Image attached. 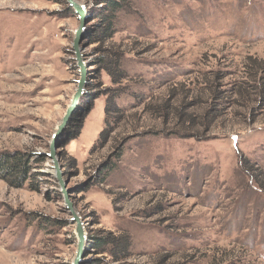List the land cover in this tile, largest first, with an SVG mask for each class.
Instances as JSON below:
<instances>
[{
  "label": "rangeland",
  "instance_id": "374dc122",
  "mask_svg": "<svg viewBox=\"0 0 264 264\" xmlns=\"http://www.w3.org/2000/svg\"><path fill=\"white\" fill-rule=\"evenodd\" d=\"M76 1L83 21L66 0H0V161L34 167L0 176V264H264V0H128L104 41L103 0ZM81 25L83 93L56 133ZM107 235L126 258L98 253Z\"/></svg>",
  "mask_w": 264,
  "mask_h": 264
},
{
  "label": "trees",
  "instance_id": "16d2710c",
  "mask_svg": "<svg viewBox=\"0 0 264 264\" xmlns=\"http://www.w3.org/2000/svg\"><path fill=\"white\" fill-rule=\"evenodd\" d=\"M102 3L104 4L103 7L99 9L98 10L99 12L95 15L97 16V18H99V24L97 25L96 29L92 31V35L96 34V37H95L96 41H104L113 36L115 32V22H116L117 12H119L122 9H127V6H128V0H103ZM90 40H91L89 41L90 43L95 41L92 39ZM98 60H101V59H98ZM116 67L118 69V61L116 62ZM111 69L115 70L114 65L111 67ZM109 72L113 73V71H109ZM113 74H118L119 76H122L119 73V71H115ZM234 89L235 88H232V90ZM217 93L218 92H216V94ZM214 109L215 108H212V110ZM210 112L211 111H209L208 113ZM75 115L76 114H73L72 117L73 116L75 117ZM72 122H74V120H72ZM104 134H106L105 131L102 132V135ZM116 164H117L116 162L115 163L109 162V163H104L101 165V168L98 169L99 171L98 174L101 175V180L103 181L106 180L107 175L110 173V171L116 168ZM32 168L34 167L29 166L28 162H26L24 157H20V156L15 157L13 159H10L9 161L1 160L0 161V176L6 178V176L12 175L13 176L12 179H7L11 183V186L21 187L24 181L29 176L27 175V173L30 172ZM32 182L33 181L30 182V185L32 186V188H35ZM257 184L264 191V185L261 183H257ZM103 246H109V247L108 249H106V247H103ZM94 247H97L98 249L102 250L101 252H98V253L108 252L109 254L113 255L115 258L116 257L126 258V256H128V244H127V239L125 236L116 237L114 235L113 236L107 235L103 238H98L97 240H95Z\"/></svg>",
  "mask_w": 264,
  "mask_h": 264
},
{
  "label": "water",
  "instance_id": "95a60500",
  "mask_svg": "<svg viewBox=\"0 0 264 264\" xmlns=\"http://www.w3.org/2000/svg\"><path fill=\"white\" fill-rule=\"evenodd\" d=\"M68 6H70L77 14H79V19L83 21L84 19V14H85V6L82 5L81 3L77 2L76 0H66ZM84 26L81 25L79 28H77L75 30V36H74V42H73V46L74 49L76 51V59L78 62V66H79V71H80V79L78 80V86L77 89L75 91V93L72 95V98L70 100V103L68 104L66 111L64 113V115L62 116V118L60 119V121L57 123L56 125V129L55 132L58 133L63 127L64 125L67 123V121L70 118V115L72 114L73 110L75 109L82 93H83V86H84V82H85V67H84V63L82 61V59L80 58V53L78 52V42H79V35L81 34V32L83 31ZM55 147H52L50 150V157L55 159ZM55 164V174L54 177L58 180L59 182V186L65 196V191L63 189V185L65 184V182L63 181L62 177H61V172L59 171V166L57 165V162H54ZM64 202L65 204L71 208V214L73 215V220L76 222L75 223V236L77 239V245L79 246V248L82 246L83 241H84V235H85V231H84V227H83V223L80 220V218L78 217L77 213L72 209L71 206V202L69 201V199L67 197L64 198ZM79 254L80 252L76 253L75 257L72 260L71 264H77L78 263V258H79Z\"/></svg>",
  "mask_w": 264,
  "mask_h": 264
}]
</instances>
